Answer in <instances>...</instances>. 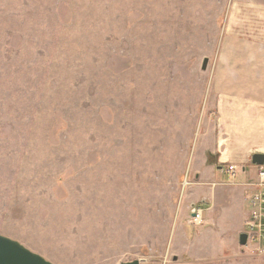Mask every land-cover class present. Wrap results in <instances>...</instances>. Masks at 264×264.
<instances>
[{"label":"rangeland","instance_id":"obj_1","mask_svg":"<svg viewBox=\"0 0 264 264\" xmlns=\"http://www.w3.org/2000/svg\"><path fill=\"white\" fill-rule=\"evenodd\" d=\"M257 11L264 0H0V235L52 264H264V242L238 243L258 167L207 166L211 64L228 27L264 33Z\"/></svg>","mask_w":264,"mask_h":264},{"label":"crops","instance_id":"obj_2","mask_svg":"<svg viewBox=\"0 0 264 264\" xmlns=\"http://www.w3.org/2000/svg\"><path fill=\"white\" fill-rule=\"evenodd\" d=\"M263 15L260 11H257L258 27L264 23ZM250 21L253 22V19L251 18ZM251 27L255 28L254 22L253 25L248 26V28ZM259 30H261V27H259ZM231 31V27H228L226 37L219 43V53L211 64L210 88L212 91L210 107L217 108L216 123L214 125L215 134L213 137L211 135V141L212 146L215 145L214 148H216V153L213 154H218L219 157L217 163L215 161L210 162L211 165L207 164V166L213 167L214 171L211 175L213 179H216L219 175L221 176V174H225L230 178L226 173V167L234 164L242 166V171L238 173L244 174L246 166L253 165L251 162L253 155H264V39H262L264 33L260 31L259 34H256L251 28L249 31L251 37L247 40H239L238 38H232ZM255 37L257 39H254ZM217 128H219L218 133ZM229 138L232 141H227ZM227 162H231V164H227ZM256 172L257 170H255V174ZM253 182H247V184ZM240 188L242 191H236L235 199L237 200L239 197L241 205H243L240 197L244 196L246 188ZM248 195L245 193V198ZM228 197V201L233 203L231 201L232 196ZM244 204L246 208L245 199ZM198 206L205 209L206 216L207 208L201 204ZM232 210L233 207L227 212ZM224 214L225 212L219 217L222 218ZM246 218L247 208L243 220L245 221ZM243 220L238 228L245 232ZM224 231L225 228L220 227L219 233L222 234ZM248 242L249 239L247 238L246 245ZM257 254L264 256V249L261 251L259 249Z\"/></svg>","mask_w":264,"mask_h":264},{"label":"built area","instance_id":"obj_3","mask_svg":"<svg viewBox=\"0 0 264 264\" xmlns=\"http://www.w3.org/2000/svg\"><path fill=\"white\" fill-rule=\"evenodd\" d=\"M257 180L252 184L254 192H251L246 198L247 218L244 221V229L248 239L260 243L264 242V167L257 166ZM243 168L236 165H228L226 173L234 178ZM199 204L192 209V223L201 224L204 220V210ZM190 221V222H191Z\"/></svg>","mask_w":264,"mask_h":264},{"label":"water","instance_id":"obj_4","mask_svg":"<svg viewBox=\"0 0 264 264\" xmlns=\"http://www.w3.org/2000/svg\"><path fill=\"white\" fill-rule=\"evenodd\" d=\"M207 59H204L202 69L205 70ZM254 166L264 165V155L255 154L252 157ZM247 234L239 235V244L245 246L247 243ZM0 264H52L40 255L31 252L15 240L0 235ZM120 264H141L140 261L134 260Z\"/></svg>","mask_w":264,"mask_h":264}]
</instances>
